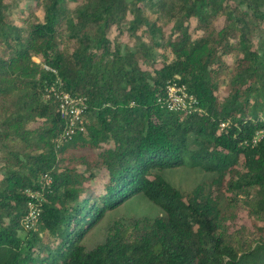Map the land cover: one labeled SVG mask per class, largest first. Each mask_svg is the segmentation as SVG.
<instances>
[{
    "label": "trees",
    "instance_id": "obj_1",
    "mask_svg": "<svg viewBox=\"0 0 264 264\" xmlns=\"http://www.w3.org/2000/svg\"><path fill=\"white\" fill-rule=\"evenodd\" d=\"M52 87L84 100L69 138ZM178 167L214 177L185 191ZM136 194L161 213L87 248ZM0 264H264V0H0Z\"/></svg>",
    "mask_w": 264,
    "mask_h": 264
},
{
    "label": "rangeland",
    "instance_id": "obj_2",
    "mask_svg": "<svg viewBox=\"0 0 264 264\" xmlns=\"http://www.w3.org/2000/svg\"><path fill=\"white\" fill-rule=\"evenodd\" d=\"M40 11H38L39 13ZM194 24V22H193ZM116 32L113 30L112 36ZM200 32H193V36L197 37ZM230 59V58H229ZM165 177L176 187L188 191L200 182L214 177L213 174L207 173L200 169H190L185 167L173 168L165 171ZM106 177L100 174L96 179L90 181L93 190L97 193L101 192L105 186ZM161 213L158 206L153 204L142 194H136L128 198L125 202L118 207L108 210L104 218L85 236L84 243L87 248H92L97 243L104 240L108 225L114 220L124 215L136 216H155Z\"/></svg>",
    "mask_w": 264,
    "mask_h": 264
},
{
    "label": "built area",
    "instance_id": "obj_3",
    "mask_svg": "<svg viewBox=\"0 0 264 264\" xmlns=\"http://www.w3.org/2000/svg\"><path fill=\"white\" fill-rule=\"evenodd\" d=\"M50 91L60 99V113L67 121V125L62 133V138L71 137L76 131L84 130V115L85 109L84 100L80 97L71 96L67 92L58 91L55 87H52ZM168 96L165 98V104L171 111L186 110L192 108L193 97L186 90L184 85L177 83H171L167 86ZM164 103V101H163ZM44 185L46 186L51 182V178L48 174L43 176ZM27 194L30 197L28 203V210L22 219V225L25 230L29 231L35 229L41 212L40 202L42 200L40 191L27 190Z\"/></svg>",
    "mask_w": 264,
    "mask_h": 264
}]
</instances>
